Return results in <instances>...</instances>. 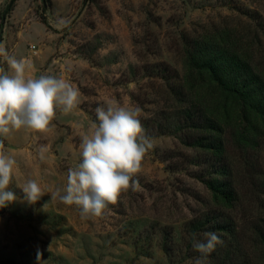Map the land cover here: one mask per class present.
<instances>
[{
  "label": "rangeland",
  "instance_id": "1",
  "mask_svg": "<svg viewBox=\"0 0 264 264\" xmlns=\"http://www.w3.org/2000/svg\"><path fill=\"white\" fill-rule=\"evenodd\" d=\"M9 1L0 0V42L30 61L29 76L67 79L80 96L71 113L56 109L50 132L21 129L0 138L16 160L7 190L17 197L0 208V262L38 264L39 252V264H194L201 254L193 250V234L202 240L215 231L224 241L216 249L224 248L230 264H264L254 229L264 219V134L245 148L226 140L223 161L235 196L227 204L204 184L203 152L182 145L180 133L154 127L169 106L177 112L172 93L196 39L223 38L264 75V0H16L2 17ZM65 20L68 26H58ZM0 65L8 70L2 58ZM112 100L141 109L154 147L133 177L139 188L85 220L75 205L51 199V191L65 187L68 170L81 162V136L96 122L95 109ZM41 147L48 149L43 159ZM28 180L44 192L35 204L23 199ZM225 218L231 231L212 228L211 219ZM196 222L199 231L191 227ZM213 252L206 264H218Z\"/></svg>",
  "mask_w": 264,
  "mask_h": 264
},
{
  "label": "clouds",
  "instance_id": "2",
  "mask_svg": "<svg viewBox=\"0 0 264 264\" xmlns=\"http://www.w3.org/2000/svg\"><path fill=\"white\" fill-rule=\"evenodd\" d=\"M70 21H61L66 27ZM0 58L8 70L0 67V138L24 129L47 133L52 130L56 109L67 115L79 104V89L67 79L52 75L29 76L32 68L26 58L10 55L0 42ZM96 122L81 136V162L67 173L63 189L51 191V199L79 209L81 219L99 218L110 204H115L121 193L139 188L133 177L141 171L142 161L154 145L145 135L139 117L141 109L126 108L117 101L95 109ZM47 147H41L44 158ZM16 165L14 157L4 150L0 139V208L15 201V194L7 190ZM21 190L28 204H35L44 192L35 180L26 181ZM203 239L192 237L193 250L200 253L194 264H206L207 256L224 241L215 231L202 233ZM40 254L37 253L39 264Z\"/></svg>",
  "mask_w": 264,
  "mask_h": 264
},
{
  "label": "trees",
  "instance_id": "3",
  "mask_svg": "<svg viewBox=\"0 0 264 264\" xmlns=\"http://www.w3.org/2000/svg\"><path fill=\"white\" fill-rule=\"evenodd\" d=\"M15 1H9L2 17L12 10ZM41 2L45 5L48 0ZM41 23L46 26L43 20ZM249 59L245 51L223 38L193 41L186 50V73L172 93L179 103L177 112L173 113L169 106L160 114V123L154 125L159 133H180L177 137L182 145L203 152L201 165L208 171L204 184L215 198L227 204L235 196L223 161L226 140L245 148L264 134V75ZM228 222L225 218L216 222L211 219L210 223L219 232H229ZM200 224L192 223L191 227L199 231ZM254 229L264 249V219ZM217 249L213 252L214 260L217 255L218 264H230L224 248Z\"/></svg>",
  "mask_w": 264,
  "mask_h": 264
}]
</instances>
